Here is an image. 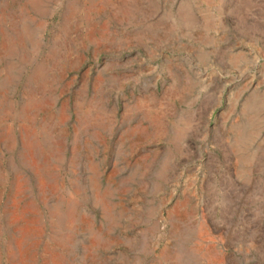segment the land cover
<instances>
[{"label": "rangeland", "instance_id": "obj_1", "mask_svg": "<svg viewBox=\"0 0 264 264\" xmlns=\"http://www.w3.org/2000/svg\"><path fill=\"white\" fill-rule=\"evenodd\" d=\"M0 264H264V0H0Z\"/></svg>", "mask_w": 264, "mask_h": 264}]
</instances>
